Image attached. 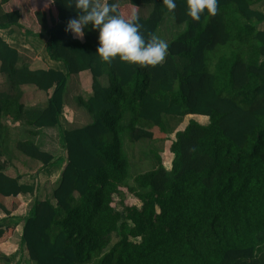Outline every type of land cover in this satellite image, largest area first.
Segmentation results:
<instances>
[{
	"label": "trees",
	"instance_id": "obj_1",
	"mask_svg": "<svg viewBox=\"0 0 264 264\" xmlns=\"http://www.w3.org/2000/svg\"><path fill=\"white\" fill-rule=\"evenodd\" d=\"M175 2L174 12L162 0L119 6L126 20L139 17L146 38L158 36L167 14L179 27L163 65L141 67L102 61L91 26L84 41L66 33L77 16L69 0H1L0 29L48 37L49 57L66 67L21 66L18 49L0 37L1 73L10 83L0 93V209L10 216L3 199L35 197L21 238L34 264H264V12L257 8L264 0H218L217 14L205 10L199 22L187 15V0ZM143 7L151 8L148 17ZM82 73L91 75L93 95L79 103L92 121L65 126L69 81ZM28 88L45 94L46 108L26 107ZM189 116L208 122L191 120L175 134L171 169L156 155L158 167L128 185L124 135L133 143L165 140L168 118ZM5 121L27 129L30 138L14 147L44 168L55 157L33 139L59 129L66 165L51 197L39 196L38 178L22 184L6 174ZM10 219L0 223V244L20 222Z\"/></svg>",
	"mask_w": 264,
	"mask_h": 264
},
{
	"label": "crops",
	"instance_id": "obj_2",
	"mask_svg": "<svg viewBox=\"0 0 264 264\" xmlns=\"http://www.w3.org/2000/svg\"><path fill=\"white\" fill-rule=\"evenodd\" d=\"M108 1L113 2V0H108ZM128 2H129V0H118L119 6L127 4ZM143 8L145 11L142 12V10H141V13H140L141 16L142 17H148L150 12H151V8L150 7H143ZM2 16H3V10L1 7V0H0V19L2 18ZM259 28L261 30H264V23L262 25H260ZM159 31H160V29H159ZM0 37L7 44L18 49V51L21 54V60H20L21 66L25 65V66L30 67L33 70L45 69V70H55V71L66 72V67L63 63L53 61L49 57L48 50H47V45L49 42L48 37H28V36H25L17 27H14V26L8 27L5 29H0ZM77 40H79V39H77ZM79 41H81V40H79ZM73 77L75 79L71 80V78H72L71 77L70 78L71 81H69V83H70V85L72 83L73 84L76 83V87L77 86L79 87L78 94H80V95L84 94L85 95V97L82 96V97H84L83 99H87L89 96L93 95V93H92V79H91L90 74L82 73L78 76H73ZM103 83L106 86L109 85L108 77L103 79ZM0 85H1L0 93L7 92L10 88V83L8 81L7 76H5L1 73V63H0ZM31 90H34V89H30V88L26 89V96H25L26 107L29 109H32V108L44 109V108H46L47 107L46 98L42 95L43 98L41 100L42 101L41 104L36 103V101H35L36 100V97H35L36 94H34L32 96H29V94H28V91L30 93ZM79 97L82 98L81 96H79ZM80 98L76 97L77 100H79ZM79 111H82V109L80 107H78V104H75L73 106L69 105V103L67 102V94H66V105L63 109L64 125L71 127V125L74 121V117H75V115H77V113ZM80 114L81 115L84 114V116H86L87 120H88V116L84 111L80 112ZM193 117H195V116H193ZM5 122H6V126L9 128V131H10V136L7 137L6 140L9 143H11L13 141L12 134L14 133V128L16 126H19V127H23V126H21L19 124H16L13 126L9 121H5ZM54 129H58V128L42 129L39 132L41 133V131L54 130ZM40 136L41 135L39 134L37 137H35V139L40 138ZM38 142L39 141L37 140L36 141L37 146H39ZM8 164L11 165L9 162H8ZM65 165H66V162L59 165V166H57L55 163H53L50 167L44 168L43 170H41L38 173V179L40 181V186L42 185V187H40V193L42 192L43 187L50 186V188H52L51 189V195H49L48 197L52 196V192L55 188L56 183L59 181V179L61 177V173H62ZM6 174L12 178H19L20 177L22 184H25V183L30 184V183L24 182V177L17 174V173L15 174V173H12V172L7 170ZM39 196H40V194H39ZM30 197H32V200L28 201L29 209H26V208H24L23 204H24V201H26ZM45 198H47V196H45ZM34 199H35V197L32 195H29V194L28 195L21 194L16 198L9 197V198H5L3 200L1 199L3 201L6 209L11 213V215L8 216L4 210L0 209V223L9 224L10 220H11L10 218L19 219L20 222H18V225L15 227V232H14L13 237H11L7 242L0 244V264H34L33 262H31V260L29 258V254H28L26 247L21 242L23 227H24L23 219L29 215L30 209L32 208V205L34 203ZM31 202H32V204H30Z\"/></svg>",
	"mask_w": 264,
	"mask_h": 264
},
{
	"label": "rangeland",
	"instance_id": "obj_3",
	"mask_svg": "<svg viewBox=\"0 0 264 264\" xmlns=\"http://www.w3.org/2000/svg\"><path fill=\"white\" fill-rule=\"evenodd\" d=\"M259 9H261L264 12V3L258 6ZM144 8H142V12H144ZM141 13V12H140ZM141 15V14H140ZM179 33V27L176 26L174 19L170 14H167L164 18V22L161 25L160 31L158 33V36L162 39H164L167 43H169L176 35ZM75 79L74 77L71 78ZM70 80V81H71ZM1 89V85H0ZM32 89V88H30ZM79 87H76L75 84L69 83L68 89H67V102L70 106H73L75 104H78V107L84 111L87 117L80 114L79 111L77 115L74 117V121L71 125V127H80L89 124L91 120V116L88 113V111L83 108L79 100L76 99L80 98L79 96H84V94H78ZM32 92V93H31ZM31 92L28 94L29 96H32L36 94V103L41 104L42 95L46 98L45 94L43 92H38L31 90ZM82 97V98H84ZM66 98V96H65ZM191 120H196L200 122L201 124H207L208 118L206 117H186L185 119H176V118H168V129L170 133L168 134L167 138L165 140H153V141H146L143 140L139 143H133L128 134L124 135V151L128 157L129 160V179L127 180L128 185L134 186V178L142 173L151 171L153 169H156L158 167V161L156 159V155H159L162 158L163 164L166 169L170 170L173 160V155L171 153V145L175 140V134L179 131H182L186 128L188 123ZM14 126V124H12ZM27 129L25 127H19L16 126L14 128L13 141L9 143L8 150L5 152L4 158L11 164L8 167V171L12 173H17L24 177V182L33 184L34 179L38 178V173L44 169L43 165L37 161H33L24 155H22L19 151H17L14 147L15 140L28 139V134L26 133ZM40 138L33 139L34 142L38 140V145L40 146V149H42L45 152H48L55 156V163L57 166L63 164L66 162V153L64 149L61 147L59 143V130H45L41 131ZM30 138V136H29ZM50 167V166H49ZM48 168V167H47ZM15 169V170H14ZM42 187V185H41ZM51 189L50 186H46L42 188V192L40 193V197L42 199L45 198V196L51 195ZM124 199L131 202V204H138L137 199L131 195L128 191H125V194L123 195ZM115 201L117 203V210L119 212H123V208L121 206V197L115 196ZM32 200V197L28 198L26 201H24V208L29 209L28 201ZM32 204V202L30 203ZM118 239V235H113V241L116 242ZM113 242V243H114Z\"/></svg>",
	"mask_w": 264,
	"mask_h": 264
},
{
	"label": "clouds",
	"instance_id": "obj_4",
	"mask_svg": "<svg viewBox=\"0 0 264 264\" xmlns=\"http://www.w3.org/2000/svg\"><path fill=\"white\" fill-rule=\"evenodd\" d=\"M169 12L176 8L175 0H162ZM75 6L77 16L67 21L65 32L74 39L84 40L86 30H97L99 46L97 54L102 61L111 62L119 57L121 61L138 64L141 67L163 65L169 51L168 43L150 34L145 37L139 17L126 20L119 12L118 0H69ZM216 15L218 0H187V15L199 22L205 13Z\"/></svg>",
	"mask_w": 264,
	"mask_h": 264
}]
</instances>
